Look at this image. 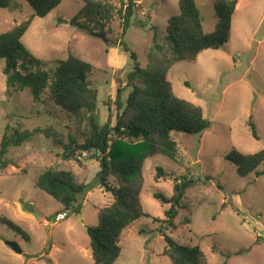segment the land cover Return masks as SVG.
Here are the masks:
<instances>
[{
	"label": "rangeland",
	"instance_id": "obj_1",
	"mask_svg": "<svg viewBox=\"0 0 264 264\" xmlns=\"http://www.w3.org/2000/svg\"><path fill=\"white\" fill-rule=\"evenodd\" d=\"M101 1L113 8L106 17L90 20L81 15L83 1L62 0L45 17H34L22 42L33 56L46 62L42 68L50 75L69 53L90 63L89 80L100 101L99 121L115 125L133 89L129 74L136 61L131 52L142 69L152 71L148 74L151 83L156 57L172 56L165 35L169 19L179 12V0H132L134 13L125 34L120 11L124 12L129 0ZM216 1L196 0L207 32L217 23ZM33 12L26 0H12L10 7L0 8V33ZM95 32L105 34L107 40ZM154 36L162 52L156 50ZM4 64L1 60L0 147L7 124L9 134L15 127L31 136L20 145L10 144L8 157L16 165L0 171V264H95L87 227L98 223L99 209L113 197L96 183L100 163L95 153L85 151L79 160L64 159V149L53 138L56 133L62 139L69 133L78 136L85 123L55 105L48 89L37 102L28 88L6 91ZM167 79L177 96L202 107L211 124L201 133L172 134L179 162L164 155L145 161L141 193L145 211L164 220L170 203H161L153 194L161 192L171 198L176 179L184 175L200 181L186 191L174 228L166 229V223L147 216L128 226L115 264H173L163 254L166 242L161 229L182 244L199 245L209 264H264V163L257 168L262 175L254 171L241 176L227 157L234 148L244 153L264 149V0H239L229 41L219 49L202 51L195 62H175ZM139 83L140 79L135 82ZM51 165L91 184L78 198L83 205L80 214L65 218L62 203L35 186L36 177ZM158 167L166 172L159 180L155 178ZM3 216L19 223L31 240L3 224ZM11 240L19 243L22 253L11 248L7 243Z\"/></svg>",
	"mask_w": 264,
	"mask_h": 264
},
{
	"label": "trees",
	"instance_id": "obj_2",
	"mask_svg": "<svg viewBox=\"0 0 264 264\" xmlns=\"http://www.w3.org/2000/svg\"><path fill=\"white\" fill-rule=\"evenodd\" d=\"M26 1L33 8V14L10 30L0 33V61L5 60L2 70L7 77L6 91L28 88L34 102H37L48 89L55 105L75 114L85 123L78 136L69 133L62 139L56 133L53 138L64 149V159L79 160L85 151L96 154L100 163L96 183L112 194L113 201L99 209L98 223L88 226L87 232L94 263L115 264L121 253L123 231L143 216L153 217L145 211L141 198L145 161L156 155H164L179 162L178 143L172 134L201 133L208 130L211 124L204 116L201 106L175 94L172 82L167 79L168 70L177 61L195 62L202 51L224 46L231 36L233 15L239 0L215 2L217 23L210 32L204 29V20L196 0L178 1L179 12L169 19L165 35L172 56L156 57L153 61L154 82L151 83L152 78H148V74L152 71L147 73V69H142L136 54L131 52V57L136 61L134 70L129 74L133 89L127 96L125 107L120 106L123 111L117 115L115 125H111L110 120L105 124L99 121L97 109L100 101L98 90L89 80L92 70L90 63L69 53L66 59L58 62L50 75L48 70L42 68L46 66V62L33 56L22 42L34 17H45L62 0ZM81 1L84 3L81 15L90 20L106 17L113 8L112 4L101 0ZM11 4L12 0H0V8H8ZM134 4L129 0L124 12L120 11L123 34L131 25ZM103 10L106 13L103 14ZM154 38L156 50L162 52L163 47L156 36ZM122 43L128 51V46L124 41ZM138 79L140 83L135 84ZM250 126L253 135L257 137L255 125L250 122ZM10 129L11 126L7 124L1 141L0 171L9 165H16L8 157L10 144L20 145L31 136L30 132L24 133L15 127H12L9 134ZM227 157L237 166V172L241 176L254 171L257 175L263 174L257 168L264 163V149L244 153L234 148ZM165 175V170L158 167L155 178L159 180ZM205 180L208 181L209 178L206 177ZM198 181L200 180L187 175L176 179L171 198L155 192L154 197L161 203L169 202L170 207L165 211L164 220L156 217L153 219L166 223V229L174 228L186 191ZM34 184L62 203L65 218L82 212L83 205L78 198L91 189L90 183L79 182L72 171L58 170L52 165L36 177ZM1 221L25 240H31L30 233L12 218L3 216ZM160 231L166 242L163 254L173 264H209L206 253L199 245L182 244L163 229Z\"/></svg>",
	"mask_w": 264,
	"mask_h": 264
},
{
	"label": "water",
	"instance_id": "obj_3",
	"mask_svg": "<svg viewBox=\"0 0 264 264\" xmlns=\"http://www.w3.org/2000/svg\"><path fill=\"white\" fill-rule=\"evenodd\" d=\"M93 34H94L95 36H97V37H101V38H103L104 40H107L105 34H103V33L95 32V33H93ZM7 243H8V244L11 246V248L14 249L16 252H18V253H22V248L20 247V245H19V243H18L17 241L11 240V241H8Z\"/></svg>",
	"mask_w": 264,
	"mask_h": 264
},
{
	"label": "crops",
	"instance_id": "obj_4",
	"mask_svg": "<svg viewBox=\"0 0 264 264\" xmlns=\"http://www.w3.org/2000/svg\"><path fill=\"white\" fill-rule=\"evenodd\" d=\"M238 5H239V2H238V4H237V6H236V9H237Z\"/></svg>",
	"mask_w": 264,
	"mask_h": 264
},
{
	"label": "built area",
	"instance_id": "obj_5",
	"mask_svg": "<svg viewBox=\"0 0 264 264\" xmlns=\"http://www.w3.org/2000/svg\"><path fill=\"white\" fill-rule=\"evenodd\" d=\"M86 153V152H85Z\"/></svg>",
	"mask_w": 264,
	"mask_h": 264
}]
</instances>
